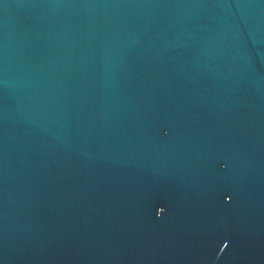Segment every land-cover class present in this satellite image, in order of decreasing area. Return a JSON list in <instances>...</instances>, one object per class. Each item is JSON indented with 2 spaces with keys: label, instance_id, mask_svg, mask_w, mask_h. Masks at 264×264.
Returning <instances> with one entry per match:
<instances>
[{
  "label": "water",
  "instance_id": "1",
  "mask_svg": "<svg viewBox=\"0 0 264 264\" xmlns=\"http://www.w3.org/2000/svg\"><path fill=\"white\" fill-rule=\"evenodd\" d=\"M0 264H264V0H0Z\"/></svg>",
  "mask_w": 264,
  "mask_h": 264
}]
</instances>
